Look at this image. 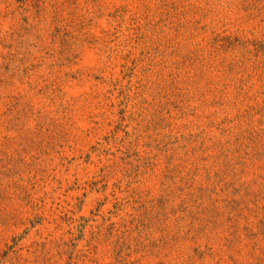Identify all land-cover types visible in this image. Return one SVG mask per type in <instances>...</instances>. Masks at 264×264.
<instances>
[{
    "label": "rangeland",
    "instance_id": "rangeland-1",
    "mask_svg": "<svg viewBox=\"0 0 264 264\" xmlns=\"http://www.w3.org/2000/svg\"><path fill=\"white\" fill-rule=\"evenodd\" d=\"M0 264H264V0H0Z\"/></svg>",
    "mask_w": 264,
    "mask_h": 264
}]
</instances>
